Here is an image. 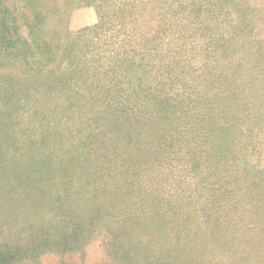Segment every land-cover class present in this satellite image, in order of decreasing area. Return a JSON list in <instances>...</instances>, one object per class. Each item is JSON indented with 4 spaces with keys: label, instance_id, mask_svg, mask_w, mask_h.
I'll return each mask as SVG.
<instances>
[{
    "label": "trees",
    "instance_id": "obj_1",
    "mask_svg": "<svg viewBox=\"0 0 264 264\" xmlns=\"http://www.w3.org/2000/svg\"><path fill=\"white\" fill-rule=\"evenodd\" d=\"M76 1L77 5L95 7L98 21L76 32L74 45L63 48L68 52L69 70L52 73L47 82L37 79L33 89L27 86L14 93L0 84V200H7L0 206V214L25 213L21 204L11 200H27L26 194L28 200H44L42 184L47 178L62 188L66 200L73 196L75 200H93V205L84 209L82 221L70 219L64 223L74 230L68 244L53 239L56 221L49 227L54 232L48 231L32 246L12 244L4 237L0 241V264H21L27 249L37 253L48 246L70 248L78 233L97 232L103 203L94 200L104 195L110 203L123 193V186L130 194L137 189L133 195L144 199L147 194L141 189V196L139 189L169 163L175 162L180 171L189 166L193 175L208 170L200 178L208 185L212 173L234 158L232 147L238 146L244 156L263 149L264 117L256 128L248 123L255 107L250 111L248 84L239 75L246 72L244 59H234L235 48L222 42L218 32L212 33L216 28H208L205 35L199 31L203 10L196 3L191 4L196 9L186 13L178 10L169 18L159 10L157 14L170 24L156 30L158 37L148 40L143 38L146 29L130 28L140 23L137 5L134 11L125 13L119 11L124 10L119 5L121 0ZM16 2L0 0V67L14 60L27 71L35 65L38 72L43 71L44 64L57 55L55 50L61 49L56 30L46 25L50 19L57 22L59 10L66 9L70 1L24 0L22 7ZM190 30L205 37L211 47L208 60L182 55L183 43L173 40L178 33L182 42L187 41ZM13 53L19 56L11 59ZM252 74L248 81L257 80ZM232 75L239 85H234ZM5 77L13 78L2 72L0 79ZM241 86L244 89L238 90ZM33 93L39 94L37 99ZM28 105L32 108L29 112ZM71 111H76L77 119ZM238 126L243 127L240 132ZM120 127H126L125 133H120ZM141 127L149 130L148 137ZM211 165L214 171L208 169ZM258 176L252 180L253 192L264 184L260 181L264 178ZM82 192L86 196L81 199ZM167 192L174 200L178 196L184 199L181 191L166 189L164 193L152 192L150 200ZM218 192L222 194L220 188ZM54 198L59 200L58 195L51 196ZM234 199L225 213L221 200L205 201L204 206L195 208L194 216L191 206L177 200L161 210L155 207L152 212L149 208L136 214L125 212L116 216L118 220H109L107 213L108 224L105 230L101 228L107 234V253L115 256L114 264H208L214 254L224 263L216 259L213 264H225L226 260L229 264H264V192L256 200ZM149 213L152 216L147 218ZM203 235L215 243L207 248L208 257L205 248L194 251L197 246L193 240Z\"/></svg>",
    "mask_w": 264,
    "mask_h": 264
},
{
    "label": "rangeland",
    "instance_id": "obj_2",
    "mask_svg": "<svg viewBox=\"0 0 264 264\" xmlns=\"http://www.w3.org/2000/svg\"><path fill=\"white\" fill-rule=\"evenodd\" d=\"M69 1V5L66 9L62 8V10H59L60 12L57 16L59 20L55 22L56 20L53 21L50 19L46 25V27L56 30V34L60 37L59 41L61 49L59 51L58 49L57 51L55 50L57 55H55L53 60L47 61L44 64L43 71H37L38 65H35V68L27 71L23 68L21 63H15L14 60L7 66L0 67V74L5 72L9 76L13 77H9L10 79H8V77H5L3 80L0 79V84L2 83V86L8 89L10 93L25 89L27 86H31V89H33L32 85L35 84L34 82H36L37 79L47 82V78H49L52 73H58L59 71L66 72L69 70L70 60L67 57L68 52H65V49L63 48H67V45H74L73 40L75 39L76 32L79 34L85 26L94 24L98 21L95 7L91 5H77L78 1L76 0ZM120 2L121 4L119 5H121L124 10L119 11H123L125 13L130 10L134 11L135 6L137 5V11L141 12V19L138 21L140 23L135 25L131 24L130 28L133 26H139L137 29L138 31L146 29L147 31L145 32L146 34L143 35V38H148V40L158 37V35L155 34L156 30L158 32L159 28L168 27L170 24L168 20L162 19V16L157 14L159 10H162L161 13L166 14L165 16L169 18L170 13L172 12L182 10L186 13L188 10L190 11L194 8L196 9V6L191 7L192 3H196V5H198L197 8H201L203 10V15L208 18L205 19L202 15L200 18V24H198V21L196 22L198 24V28L204 29L203 31L199 29V31L205 35L208 28H216V30L212 33L218 32L221 35L220 39L222 42L225 41V44H230L232 48H235V51H233V53H235L234 59L239 57L244 59L242 60V66L245 68L246 72L242 71L239 75L248 84V93L246 97L250 99V111L252 107H255L254 111H251L253 113L250 115L251 118L248 123L250 126H254L255 128L256 125L261 124L260 117H264V0H180V2L179 0H124L123 2L121 0ZM16 3L18 7H22L24 5V0H17ZM5 4L8 5L7 7L10 5L9 3ZM241 27L242 30L240 29ZM248 28L250 30V35L248 33ZM67 31H71L73 34H67ZM198 32L193 34L190 30L188 33L191 37H189L185 42H182L178 33H175L173 40L179 41V44L183 43L182 46L185 48V51L182 50V55L191 58L197 57L198 60L200 59L201 61H206L210 58V51L207 50L211 47L207 46L205 37ZM165 40H168V38ZM16 44L20 43L17 42ZM14 55L17 57L19 56L13 53L11 54V59ZM224 62L225 61L223 59V64ZM251 66H253L252 71L248 70ZM252 72V75L257 76V80L248 81V76L251 75ZM232 78L235 81L234 85H239V83L235 80L236 75H232ZM256 83H258V85H256ZM9 84L11 85L8 86ZM243 89V86L238 88V90ZM219 95L221 96V94ZM38 96L39 94L33 93L34 99H37ZM26 107L28 112L29 110L31 111L32 108L30 105ZM25 108H21V110L23 111ZM71 113L74 115L73 117L77 119L78 115L76 114V111H71ZM256 113L257 116H255ZM86 123L87 122L84 121L83 125ZM92 126L96 127L94 124H92ZM102 126L103 125H98V128H101ZM186 126L189 127V125ZM75 127L77 128L78 126H74V128ZM159 127V125L156 126V128ZM125 128L126 127L118 128L121 134L125 133ZM239 128L243 129V127L238 126L237 132L241 131ZM141 130L146 137L149 136V130L145 127H141ZM163 131L164 129H160V133H163ZM263 136L264 132L261 134V140L263 141L261 148L263 149H259L250 156H244V154L240 151V148L235 146L232 147L234 158L229 160L228 166L222 163L220 170L216 171H214L215 167L213 165L209 166L208 169H212L214 173H212L213 177L209 178L210 182L208 185L200 179L208 173V170H201L200 173L198 171L196 172V175H193L190 170H188L189 166L185 168V171L187 172L184 170L180 171L177 164L172 162L166 165H169L168 167L165 166V169L168 168L169 171L164 169L159 172V176H155L156 174L153 173V176L151 175V177H148L151 178V180H147L144 184L145 188L139 189L141 196H143L141 189H143L147 194V197L144 199H137L139 197L133 195L136 194L135 192L137 189L130 194L129 188H125V186L120 189L124 190L123 193L119 194L120 196H118L116 200H110V203H108L109 200L102 195L100 197L101 200H94V203L96 204L97 202L103 203L98 214V216H100V220H98L100 228L97 232L92 234L83 232L78 233L79 236L77 237V240L70 244L72 245L70 248L63 247L61 245H55L52 248L48 246L46 248H42L37 253H30V250L27 249L26 254L21 256V264H114L113 260L115 259V256L111 257L108 255V247L105 246L107 242V234L103 232V230H105V226L108 224V214H110L109 220H113V217L118 220L119 218L116 216H121L125 212L132 211V214H136L140 210L147 212L148 208L149 212H152L155 207L161 210V208L171 207L172 205L166 204L172 202L174 203L177 200L179 201V204L191 206L192 208L189 209H191V214L193 213L192 216H194L196 215L195 208L204 206L205 201L221 200V210L225 213V210L230 208V205L232 204V201L235 200L234 198L236 196L238 197V200H256V196L264 192V184L258 191H252V180L254 178H258V175L264 178ZM107 142H110V139H108ZM28 157H30V154L27 158ZM258 157L259 161L257 160ZM31 175L33 176L34 173H31ZM49 177H51V175H49ZM260 181L264 183V181ZM10 184L14 185V182H11ZM113 188L114 185L112 186V189ZM219 188L222 191V194L218 192ZM42 189L44 191V200H28V194H26L27 200H11L16 204H21V206L25 208V213L15 214L14 212L9 213L3 211V213L0 214V224L3 228L0 231V241L6 237V239H8L7 241L12 244L22 242L24 245L26 243V245L32 246L33 244H36L35 242H37L38 238L45 236L48 231L54 232V229H50L49 227L52 223L56 222L58 224H56V234L53 239L56 238V240L61 242L67 241V244L71 241V238L73 239L74 230L67 228L64 223L70 219L71 221H74V219L82 221L83 217L86 216L84 209L87 206L93 205V200H75V197L73 196L71 197V200H66V196L62 194V188L56 184L55 180L52 178H47L43 182ZM166 189H170L172 193L176 190L179 192L181 191V196H184V199L179 200L178 196L177 199L174 200L172 196L169 197L170 194L168 193L170 192H167L157 200H150V197L153 196L152 192L160 191L161 193H164ZM25 191V187H23V195H25ZM125 191L128 193H125ZM55 195L59 196V200H56L55 198V200L51 199V196ZM79 196L82 199L86 196V194L82 192ZM257 200H261V198L257 197ZM4 201L5 200H0V206L3 203L5 204L7 200L5 202ZM189 209L185 210V213L189 211ZM238 212H241V208ZM164 213L168 214L167 211ZM150 216L152 215L149 213L146 217L149 218ZM153 220H155V218ZM177 220H180V218H177ZM101 228L104 229L101 230ZM68 232L71 233L68 235ZM208 237L209 236L203 235L200 238L193 240V244H196L197 246L194 251L197 252L202 248H205V255H207V257L209 254V250L207 252V248L215 245V243ZM117 240H121V238H118ZM12 258L13 257H8L11 262L14 260ZM217 258L218 257L214 254L209 260L215 261ZM217 260L220 263H224L222 257H219ZM211 261H206V263L213 264ZM229 262L230 261L226 260L225 264H229Z\"/></svg>",
    "mask_w": 264,
    "mask_h": 264
}]
</instances>
